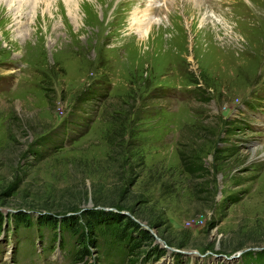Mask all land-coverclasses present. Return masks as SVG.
Listing matches in <instances>:
<instances>
[{"label":"rangeland","instance_id":"obj_1","mask_svg":"<svg viewBox=\"0 0 264 264\" xmlns=\"http://www.w3.org/2000/svg\"><path fill=\"white\" fill-rule=\"evenodd\" d=\"M65 1L0 0V209L27 208L0 264L68 259L31 213L120 205L173 247L264 264V0ZM100 238L94 263L124 264Z\"/></svg>","mask_w":264,"mask_h":264},{"label":"trees","instance_id":"obj_2","mask_svg":"<svg viewBox=\"0 0 264 264\" xmlns=\"http://www.w3.org/2000/svg\"><path fill=\"white\" fill-rule=\"evenodd\" d=\"M201 84L202 86L198 85L197 88L200 89L199 95L202 101L206 98L205 94L207 92L205 88H207V86L203 83ZM42 137L41 135L38 138L39 143ZM197 167L195 169H197ZM185 168L193 171L187 165ZM120 206L116 209L84 208L78 211V208H75L72 210L70 209L68 213H38L36 219L37 217H42V222H47L52 227L55 226L56 223H59L63 230H66L74 237L76 247L67 264H93V262L87 261L84 256H92V249H95L97 244L99 245L97 242L100 237L103 254H108V251L112 250L114 248L113 246L116 244L118 252L123 254L118 256L126 258V264H134L139 260L148 257L157 258L161 255L163 248L153 242L154 237L149 229L142 227L128 214L121 212L120 210L123 207ZM26 209L22 208L11 213L7 212L4 217L0 211V230L3 225H8L9 217L18 219L19 216L25 214ZM135 218L137 219V217ZM19 219L22 220V217ZM24 223H29V219H25L22 224ZM165 242L167 243L166 240ZM178 246H182V244H178ZM261 251L264 250L261 249ZM95 257L96 256H92V260H94Z\"/></svg>","mask_w":264,"mask_h":264},{"label":"bare ground","instance_id":"obj_3","mask_svg":"<svg viewBox=\"0 0 264 264\" xmlns=\"http://www.w3.org/2000/svg\"><path fill=\"white\" fill-rule=\"evenodd\" d=\"M24 2H28V1H31V0H23ZM101 1H103V0H97V2H101ZM195 1V0H194ZM197 2V1H196ZM65 3H67L68 5H70L69 3H68V1L66 0L65 1ZM109 3H111V0L109 1ZM109 3L107 4V5H109ZM188 3V2H187ZM198 3V2H197ZM170 4H171V1H170ZM169 4V5H170ZM168 5V6H169ZM176 6H177V4H175ZM200 4L198 3V5H196L197 6V8H194L190 3H188V7H187V10H195V11H197V12H199L198 10L200 9V6H199ZM104 6V5H103ZM167 6V7H168ZM68 9H70L69 7H67ZM202 9V8H201ZM132 20H135V21H137V23H141V22H143V20H142V18H135V17H133V19ZM146 21V20H145ZM133 23V22H132ZM143 24V23H142ZM154 25V24H153ZM145 28H144V30H142L141 31V29H140V33L138 34V39L139 40H141V42L142 41H145V40H147L146 38H149V35H150V30L152 29V25H150V21L149 22H146V23H144V25H143ZM144 37H146V38H144ZM148 41V40H147ZM146 42V41H145ZM138 55V54H137ZM17 254H19V253H17Z\"/></svg>","mask_w":264,"mask_h":264},{"label":"water","instance_id":"obj_4","mask_svg":"<svg viewBox=\"0 0 264 264\" xmlns=\"http://www.w3.org/2000/svg\"><path fill=\"white\" fill-rule=\"evenodd\" d=\"M103 208H107V207H103ZM141 223V222H140ZM142 224V223H141ZM153 234V233H152ZM153 236H154V239L155 240H160V238H159V236H157L156 234H153ZM168 248H171V247H169L168 246Z\"/></svg>","mask_w":264,"mask_h":264}]
</instances>
